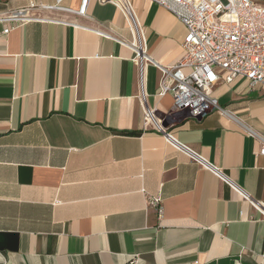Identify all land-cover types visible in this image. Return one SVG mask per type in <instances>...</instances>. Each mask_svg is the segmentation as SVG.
Returning a JSON list of instances; mask_svg holds the SVG:
<instances>
[{
    "label": "crops",
    "instance_id": "crops-1",
    "mask_svg": "<svg viewBox=\"0 0 264 264\" xmlns=\"http://www.w3.org/2000/svg\"><path fill=\"white\" fill-rule=\"evenodd\" d=\"M31 3L50 21L0 24V264H264L261 211L145 126L152 110L264 204V85L220 83L221 110L190 118L157 95L161 71L146 65L142 80L136 62L138 44L177 63L187 28L173 14L132 0L136 38L108 0L86 16L68 11L82 0H0V14ZM159 194L160 217L147 205Z\"/></svg>",
    "mask_w": 264,
    "mask_h": 264
},
{
    "label": "built area",
    "instance_id": "built-area-1",
    "mask_svg": "<svg viewBox=\"0 0 264 264\" xmlns=\"http://www.w3.org/2000/svg\"><path fill=\"white\" fill-rule=\"evenodd\" d=\"M108 1L120 9L135 38L137 34L141 35L132 0ZM149 1L173 14L187 28L182 56L173 66H161L144 53L142 45L135 47L141 79L143 80L146 65H155L161 71L157 95L163 97L170 94L173 97L175 112H185L188 117L201 120L211 112L221 110L218 98L214 95V88L218 84H231L237 79H244L250 89L264 85V2L260 0ZM89 3L90 0H82L78 11H68L86 16ZM37 8L31 3L27 9L15 10L6 15L0 14V24L7 25L4 33H9L12 26H20L30 21H50L30 14V10ZM145 126H152L156 131L166 134L168 142L175 149L187 153L197 163L214 171L241 198L251 201L261 211L264 223V204L252 201L250 194L226 178L222 171L179 143L172 133L173 130H168L152 110L145 111ZM258 155L264 158V143ZM142 192L146 193L144 189ZM162 203L160 194L147 197L149 209L158 217L163 213Z\"/></svg>",
    "mask_w": 264,
    "mask_h": 264
},
{
    "label": "bare ground",
    "instance_id": "bare-ground-1",
    "mask_svg": "<svg viewBox=\"0 0 264 264\" xmlns=\"http://www.w3.org/2000/svg\"><path fill=\"white\" fill-rule=\"evenodd\" d=\"M136 46H141V45H138V44H137Z\"/></svg>",
    "mask_w": 264,
    "mask_h": 264
}]
</instances>
